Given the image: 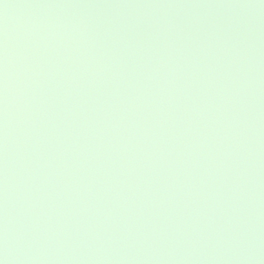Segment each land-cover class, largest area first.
Segmentation results:
<instances>
[{
    "label": "water",
    "instance_id": "water-1",
    "mask_svg": "<svg viewBox=\"0 0 264 264\" xmlns=\"http://www.w3.org/2000/svg\"><path fill=\"white\" fill-rule=\"evenodd\" d=\"M4 264H264V0H0Z\"/></svg>",
    "mask_w": 264,
    "mask_h": 264
},
{
    "label": "clouds",
    "instance_id": "clouds-1",
    "mask_svg": "<svg viewBox=\"0 0 264 264\" xmlns=\"http://www.w3.org/2000/svg\"><path fill=\"white\" fill-rule=\"evenodd\" d=\"M0 264H4V261L3 260H0Z\"/></svg>",
    "mask_w": 264,
    "mask_h": 264
}]
</instances>
